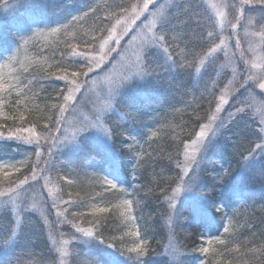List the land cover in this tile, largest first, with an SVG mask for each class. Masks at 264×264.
Returning a JSON list of instances; mask_svg holds the SVG:
<instances>
[{
	"label": "snow or ice",
	"instance_id": "snow-or-ice-1",
	"mask_svg": "<svg viewBox=\"0 0 264 264\" xmlns=\"http://www.w3.org/2000/svg\"><path fill=\"white\" fill-rule=\"evenodd\" d=\"M210 7L214 15L208 13L204 0H188L187 3L184 0H176L175 3L174 0H167L166 3L164 0H129L127 3L125 0H87L78 13L54 26L36 27L30 35L19 38L20 42L13 54L0 63V118L13 123L19 121L20 125L6 130L4 125H0V139L22 141L34 149L36 159L33 161V153H29L22 159L0 160V208L3 209L2 215L8 216V224L2 227L7 231L3 243L7 244L13 238L22 236L23 225L31 223L30 217L39 212L47 229L49 251L58 254L59 264H65L64 258L69 256V244L80 240L99 241L108 248L117 249L123 254L126 252L137 264H143L142 258L149 253L148 241L144 238L149 229L146 223H140L144 220L143 216L133 215L134 205L140 208L143 203L140 188L135 183L129 191L128 187L108 176L93 172L92 175L102 189V192L96 193V197L105 206L90 205L92 218L89 220L84 212L70 211L84 206L86 199L79 192L74 196L69 193V198L64 199V185L53 184L47 174L54 173L58 181H66L68 187L74 186V180L68 179L67 175H60L64 169L54 159V150L62 142L75 140L91 128L99 129L110 137L124 135L117 128L107 126V114L116 107L115 98L128 81L134 77L159 74L157 69L162 66L146 55L150 48L162 50L166 60L171 61L176 68L185 70L190 78L204 77L198 87L199 94L193 93L194 99L201 102L194 105L193 111L198 131L194 126L185 141L173 137L178 140L177 158L174 159L170 154L168 159L176 164L179 172L175 177L164 179L162 182L165 186L159 187L160 196L168 204L169 224L176 214L179 196L190 190L198 180L201 162L214 146L218 133L222 134L238 121H245V127L255 123L249 114L252 107L249 100L256 95L260 98L258 111L261 119L258 131L254 130L252 134L259 142L245 149L247 155L242 156V161L264 153V0H230L223 5L212 3ZM179 15L189 19L197 18L200 31L198 41L187 39V32H177L173 21ZM225 31L228 32L226 37L223 35ZM50 37L53 40L48 43ZM257 38L258 43L255 42ZM226 40L234 42L230 53L226 50ZM37 42H43L44 47L59 48L60 59L55 65V72L44 67L46 59L41 61L28 55L29 44ZM173 42H176L175 47H172ZM181 44L184 46L181 47ZM218 50H224L228 63L233 67L232 78L216 95L220 72L214 69L217 59L214 54ZM14 65H18L17 74L6 77L2 70ZM209 70L217 72V79H212L211 84L205 79ZM101 80L107 87L97 92L96 100L92 101L89 94L97 89ZM46 84H62L63 87H53L56 102L49 104L47 101L52 99L49 95L44 108H40L34 103L36 93L33 87L39 85L43 89ZM13 92L16 93L14 110L8 115L4 112V94L12 98ZM203 103H207L208 107L201 115L198 110ZM29 104H32V108H29ZM225 105L235 109L234 112L229 111L226 118L221 115ZM26 112L30 115L34 113V118L26 119ZM127 114L133 120H141L137 112ZM152 120L157 122L155 117ZM169 126L159 124L160 129ZM156 134L152 132L153 136ZM127 139L132 141L124 146L136 161L132 169L135 176L139 169L155 161L151 159V154H148L147 161L139 160L135 147L137 138L129 135ZM181 154L182 161L178 159ZM21 168H26L27 174L13 179L11 172L21 173ZM84 169L83 165H79L70 168V171L80 173ZM229 174V170L225 169L215 179L222 182ZM169 181L175 187H171ZM44 188H47L46 195ZM148 194L154 195L155 192L149 189ZM53 210L55 217L49 219ZM218 211L223 209L218 208ZM113 216L127 230L121 231L119 236H106L104 232L109 229ZM85 223L88 226H84ZM65 225H70L73 230L71 239L64 238ZM228 231L229 228L225 226L224 232ZM214 241L225 245V241L217 236L209 239L208 246H202L199 251L215 255L217 250L211 247ZM166 252L177 259L182 256L180 246L172 241ZM245 252L253 255L260 252L264 255V249L256 247L246 248ZM243 255L237 258V264ZM90 257L92 264H99L96 256ZM47 264H57L55 257L47 261ZM245 264L249 262L245 261ZM260 264H264V260Z\"/></svg>",
	"mask_w": 264,
	"mask_h": 264
},
{
	"label": "trees",
	"instance_id": "trees-1",
	"mask_svg": "<svg viewBox=\"0 0 264 264\" xmlns=\"http://www.w3.org/2000/svg\"><path fill=\"white\" fill-rule=\"evenodd\" d=\"M86 2L87 0L10 1L11 6L7 13L0 17V63L13 52L19 44L21 36L29 35L36 27H45V25H52L59 20L69 18L81 11L82 4ZM125 2H129V0H125ZM131 2H135V0H131ZM164 2L166 3L167 0ZM175 2L176 0H174ZM184 2L187 3L188 0H184ZM204 4L208 13L214 15L206 0H204ZM196 19L195 17L189 19L179 15L173 23L176 25L177 32L181 34L187 32V39L198 41L200 31ZM223 35L226 37L228 32H224ZM215 42L219 43V40ZM226 43L227 50L234 42L227 40ZM175 44L176 42H173L172 47H175ZM180 46L183 47L184 45L181 44ZM51 49L48 50L51 58L44 67L55 72V65L60 59L59 48L53 47ZM218 51L224 53L223 50ZM146 55L151 57L156 64L162 66V68L157 69L159 74L148 77L146 83L135 81L128 86L126 91L116 98V109L107 114L105 121L108 127H115L124 135L111 137V141L107 143L95 136L93 132L86 131L78 138L77 147L54 150V159L64 169L60 175H67L68 179L75 181L72 187L66 186V181H61V185H64L63 193L66 198H69V193L74 196L76 192H79L80 196L86 199L84 206L70 209V211L84 212L90 220L92 218L90 205L105 206L96 197V193L102 192V189L92 175L93 172H100L101 175L108 176L118 184L128 187L129 191L132 190V185L135 183L140 188V197L143 203L140 208L134 205L133 215L143 216L144 220L140 223L141 225L146 223L149 229L144 237L148 241L149 253L142 258L143 264H231L233 259L231 252H228V257L224 256L221 260L217 253L215 255L211 252L204 254L199 249L202 246H208L207 241L210 237L224 233L228 215L232 209L235 210L236 206H241L239 210L242 209V211L247 212L246 206L248 204L264 205V153L257 155V160L249 162V165L242 161V156H246L247 153L245 149L254 147V144L259 142L252 134L254 130L258 131L259 119L252 110H249L250 116L255 121L250 127H245V121H238L222 134L218 133L214 146L201 162L199 180L192 187L194 198L180 199L176 206V214L173 215V222L169 224L168 204L160 196L159 187L165 186L162 182L164 179L175 177L179 172L176 164L168 159L170 154L174 159L177 158L173 156L176 151L172 150V141H169L168 138L166 141L163 140L165 145L161 147V154L148 153L151 154V159L155 163H149L145 168L139 169L135 176L132 174V169L136 161L132 159V155L124 145L132 142L127 139L129 135L135 136L138 141L135 145L136 156L139 159L140 152L144 150L146 136L159 124L169 119V110L181 106L184 102L201 103L194 99L193 93L199 94L198 87L203 83L204 77L190 78L185 70L176 68L171 61H167L162 50L157 52L155 56H152L151 52ZM214 69L220 72V83L216 89V95H219L220 89L224 88L228 80L232 78V68L231 64L229 66L228 59L224 57L216 59ZM205 79L211 84L212 79H217L216 70H209ZM53 87L58 89L63 85L49 86L46 84L43 89L36 85L35 88H38L35 91L37 99L34 100V103L40 108H44L45 100L49 95L52 99L47 102L49 104L56 102V92L53 91ZM256 98L258 95L251 102L255 101ZM207 107V103H203L200 108L201 115ZM212 107H215L214 103ZM252 107L255 109L254 106ZM29 108H32V104H29ZM234 110L228 105L225 118L229 111L234 112ZM121 111L124 113L122 114ZM128 112H137L141 120H133L127 114ZM152 117L156 118V123L153 122ZM25 118H34V113L30 115L26 112ZM194 122L195 119L192 123ZM29 153H33L31 159L34 161L35 155L32 147L25 145L22 141L0 139V160L22 159L24 155ZM148 154L145 155L143 161L149 159ZM178 159L181 160L180 157ZM79 165H83L86 169L80 173L70 171V168ZM236 166L237 169L232 177L223 179V182H218L215 179L225 169L230 168L232 170ZM25 172L27 173V169L24 172L16 173V175L22 177ZM169 183L171 187H175L174 183L171 181ZM149 189L154 190L155 194H148ZM218 208H222L223 211H218ZM260 217L264 219L263 214ZM3 218L8 220V216L0 215L1 225H4ZM31 218H35L37 224L35 231H30L29 223H25L23 235L18 239L13 238L7 244L3 243V240L7 238V231H4L5 234L0 237V264H15V260L27 251L30 257L41 261V264H47V261L54 257L58 261V254L49 251L50 243L47 240L46 228L36 214ZM13 220L14 218H12ZM171 226L172 231H170ZM63 230L66 233L65 238H71V227L65 226ZM124 230H127L125 226L113 216L110 227L105 230L104 235H120L121 231ZM238 230L237 233L233 231L234 236H228L229 242L226 249L234 245L235 239H242L243 235L247 234V230L241 226ZM141 231L143 234V227ZM169 238L180 246L182 256L178 259L166 252V244ZM10 243L13 248L8 251ZM73 243V251H71L68 264H92L90 256H96L99 264H137V261L128 256L126 252L123 254L117 249L108 248L96 240H80ZM249 262L253 264L254 260L251 259Z\"/></svg>",
	"mask_w": 264,
	"mask_h": 264
},
{
	"label": "rangeland",
	"instance_id": "rangeland-1",
	"mask_svg": "<svg viewBox=\"0 0 264 264\" xmlns=\"http://www.w3.org/2000/svg\"><path fill=\"white\" fill-rule=\"evenodd\" d=\"M10 1H12V0H0V17L2 15H4L5 13H7L8 9L11 6ZM206 1H207V4L209 5V7H210V5L212 3L218 4V5H223L225 3L230 2V0H206ZM210 9H211V7H210ZM212 11L214 12V10H212ZM61 21H63V20H59L57 22H61ZM56 23H54L52 25L54 26ZM52 40H53V38L50 37L48 39V43H51ZM255 42L258 43V38H257V40ZM232 46H233V44H231V46L227 49V51L229 53L232 51ZM244 46L245 47L247 46V41H245ZM15 48H14L13 52L15 51ZM49 49H51V48L43 46V42H37L35 44L30 43L29 46H28V55L30 57L34 58V59H39L41 61H44L46 59L47 63H48L49 59L51 58V54L48 52ZM52 49H53V47H52ZM159 51L160 50H158L156 48H150L148 50V52H151L152 56H155L157 54V52H159ZM13 52L10 53L8 56L12 55ZM214 55L217 58H224L225 57V52L224 53H220L219 51H217V53L214 54ZM7 57H5V59H7ZM4 60L1 63H3ZM229 66H230V64H229ZM109 67H111V65H109ZM232 67H233V65L231 64V68ZM17 68H18V65H14L11 68H4L2 71H3V73L5 74L6 77L10 78L11 76H14V75L17 74L16 73V69ZM25 75H27V74H25ZM150 76L151 75H148V76H146L144 78L134 77L133 79L128 81L126 83V85L120 90L119 95L121 93H123L124 91H126L128 86L133 84L135 81L140 82V83H146L147 82L146 79L148 77H150ZM25 83H27V80H25ZM106 87H107V85H105L103 83V81L101 80V82L97 86V89H95L92 93L89 94V99L92 100V101H95L96 100V93L100 92L102 89H104ZM37 89L38 88H35V86H34L33 87V92H35ZM4 95H5L4 112L6 114L10 115L12 113V111L14 110L13 105L15 103L16 93L13 92L12 98H9L7 93H5ZM101 95H102V92H101ZM36 96H37V94H36ZM36 96H35V99H37ZM116 98H115V101H116ZM259 99L260 98L258 96V98H256L255 101L251 102L252 99L249 100V103L252 104V106L255 107V109L253 107H251L250 110H252V112L256 115V117L260 121L261 117H260L259 111H258V109L260 107ZM230 100H231V98L229 97V102H230ZM195 104H196L195 102H184V103H182L181 106H179L177 108H174L172 110H169L168 111L169 112L168 116L170 115V117H169V119L166 122H164L162 124H168L170 126L167 127V128H164V129H160L159 126H157L155 129H153L146 136L147 138L145 140L144 150L140 152L139 160L143 161V159H145V155L148 154V153H151L153 155L161 154L162 153L161 152V147H162V145H165V144H163V140L166 141L167 138L169 139V141H172V150L176 151V144L178 143V140L173 139V137L177 136L179 141H185V140H187L189 138V133L192 131V128L194 126H196V121L194 123H192L193 120L195 119V117L193 115L194 105ZM189 105H192V107H189ZM227 106L228 105H225V110L222 111V113H221V115L224 116V117H225V112H226ZM115 109H116V107L113 109V111ZM84 111L87 112V109H84ZM198 111L201 114L200 109ZM203 122H206V121H203ZM0 125H4L5 126V130H6L7 128H15V127L19 126L20 122L16 121L15 123H13L11 120H8L6 118H0ZM196 130L198 131V127L196 128ZM88 131L93 132V134L95 136H98L100 139H102L103 141H105L107 143L111 141V137L109 135L103 133L99 129L91 128ZM153 131H155L157 133L155 136L152 135ZM82 134L83 133H81L79 136H77L75 140H68V141L62 142L55 149V151L56 150H60L61 148H65V147H77L78 146V138ZM146 146H148L147 150H146ZM181 148H182V144H181ZM246 155H247V153H246ZM173 156L175 157L176 154L173 153ZM179 157H180V159L182 161L183 160L182 154ZM35 159H36V157H35ZM35 159H34V161H35ZM7 160L8 159H5V161H7ZM256 160H257V155H254L248 161H243V162H247L248 165H249V162H252V161L255 162ZM236 169H237V166L235 168H233L232 170H230V168H227V170H229L230 174L228 176H226L224 178V180L232 177L234 175V173H235L234 171H236ZM25 170H26V168H21V172H24ZM9 171H11V170H9ZM25 174H27V173L25 172ZM47 175H50V178H51L53 184L61 185V181L57 180V178H56L54 173H50V174H47ZM11 176H12L13 179H15L17 177L16 172H11ZM198 180H199V178H198ZM40 184L41 185L43 184V179L40 180ZM43 192L46 195L47 194V188H44ZM182 198H194V193L192 192V188L190 190H187V191H184V192L181 193V195L179 196V198L177 200V204L180 202V199H182ZM64 199H67L65 194H64ZM49 200H50V197H49ZM177 204H176V206H177ZM240 208H241V206H239V207L236 206L235 210L233 211V209H232L230 211V213H229V216H230L231 219H229L228 222H227V226L229 228V231L227 232L228 235H225L226 234L225 232L222 235H219L220 239L225 241V245H220L219 243H216L215 241L211 245L212 248L217 250L216 253H217V255H219L221 260L223 259L224 256H226V257L229 256L228 252H231L233 255H235L237 257H240L241 254H246V252H245L246 248L256 247L258 249H264V219H262L260 217L261 214H263V216H264V205L248 204V206H246V208L248 209L247 212L242 211V209L239 210ZM2 213H3V209L0 208V215H2ZM36 216L40 220V222L43 224V219L41 218L39 212L36 213ZM54 217H55V210H53L52 215L49 216V219H54ZM30 220H31V223H29V225H30L29 230L30 231H35L36 228H37V224L35 222V218H31ZM3 221H4V225L8 224V220H5L3 218ZM12 223L14 224L15 221L13 220ZM4 225H1V221H0V237L5 234L4 231L6 230V228H2ZM43 226H44V224H43ZM65 226H70V225H65ZM65 226H64V228H65ZM84 226H88V225H84ZM240 226L243 229L247 230L246 231L247 234H244L242 239H235L234 240V245L231 248H227V249H232V250L238 249L239 251L226 250V246L228 245V242H229L228 241V236H231V237L234 236V233L232 231L237 233L239 231L238 228ZM23 227H24V225H23ZM45 230L47 232V229H45ZM71 231H73V230L71 229ZM71 231H70V233H71ZM170 231H172V226L170 227ZM117 236H119V235H117ZM214 237H217V236H214ZM64 238H65V236H64ZM69 239H71V238H69ZM170 241H171V239L169 238L168 242L166 244L167 248L169 246ZM73 246H74L73 242L70 243L69 246H68L70 254H69V256L64 258L65 259V264H68V262H69V257L71 255V251H73V249H72ZM8 248H9L8 251L12 250L13 247H11V243L8 245ZM25 255H28V251L23 256H20L19 258H17L14 263L15 264H41V261H39V260H37L35 258H32L29 255L28 256H25ZM251 256L253 257L254 264H260V262L262 260H264V255H262L260 252L256 253L255 255L251 254ZM57 260H58L57 264H59V256L57 257ZM240 260H242V263H245L244 257H242V259H240ZM230 263L233 264V260H231ZM242 263L239 262V264H242Z\"/></svg>",
	"mask_w": 264,
	"mask_h": 264
}]
</instances>
